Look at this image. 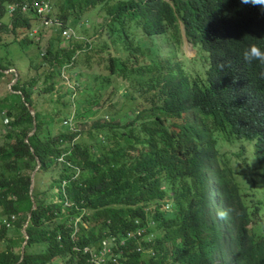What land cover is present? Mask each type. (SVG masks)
<instances>
[{
	"label": "trees",
	"instance_id": "trees-1",
	"mask_svg": "<svg viewBox=\"0 0 264 264\" xmlns=\"http://www.w3.org/2000/svg\"><path fill=\"white\" fill-rule=\"evenodd\" d=\"M36 1L42 0H0V45L9 44L5 36L9 33L14 35L11 42L31 40L28 34L18 40L17 34L26 28L31 33L32 21L39 17ZM85 1L96 4L102 0H51L53 14L72 22L76 7ZM24 4L28 5L25 11ZM110 13L111 24L99 30V47L110 38L117 44L123 41L113 35L119 23L124 28L142 27L149 35L168 34L181 43L183 22L189 41L209 53L207 83L181 61L170 62L147 82L139 80V88H147L146 105L137 100L141 90L121 92L118 109L123 112L129 101L140 108L138 114L125 122H95L89 133L96 136V144L75 140L80 132L69 130L46 135L44 140L45 123L52 125L63 115L69 123L68 112L76 114L89 106L79 105L81 84L75 76L73 83L67 79L63 69L76 73L79 57L84 54V63L95 62L88 48L82 49L88 45L78 43V53L75 44L59 54L51 40L41 53L47 66L45 74L28 84L19 76L14 84L35 113L20 97V107L12 106L8 111L15 115L9 125L16 128L35 119L37 129L29 142L25 140L29 131H24L17 133L9 147L0 146V206L4 215L19 217L18 228L26 219L23 215L32 212V216L22 258L16 248L22 246L23 234L22 241L14 239L0 215V264H47L56 257L66 264H90L85 246L96 247L104 236L122 237L137 226V219L145 223L149 233V225H157L155 235L150 233L154 240L143 245L145 250L154 251V257L144 261L133 242L115 244L119 262L106 264H264V236L259 237L250 226L253 212L247 200L249 192L238 180L241 170L228 163L234 160L231 155L219 152L221 147L239 142L253 144L255 166L251 169L264 175V65L243 59L249 45L264 48V3L116 0ZM45 30L62 38L59 28ZM39 36L33 40L40 53ZM124 47L125 52L120 46L121 52L116 54L107 50L103 67L108 75L131 76L146 59L138 49ZM9 68V63H0V76L6 74L2 69ZM33 91L50 95V113L39 109ZM13 108L22 112L14 114ZM234 155L246 157L241 150ZM38 158L41 165L37 173L64 161L51 184L52 189L59 188L56 196L38 193L36 184L31 192ZM171 190L173 194H169ZM166 193L173 198L171 210L162 207L169 202L164 201ZM85 223L97 225L96 230L85 228ZM35 245L42 249L33 250Z\"/></svg>",
	"mask_w": 264,
	"mask_h": 264
},
{
	"label": "rangeland",
	"instance_id": "rangeland-1",
	"mask_svg": "<svg viewBox=\"0 0 264 264\" xmlns=\"http://www.w3.org/2000/svg\"><path fill=\"white\" fill-rule=\"evenodd\" d=\"M114 1L116 0H102L96 4H89L85 1L78 4L75 14L72 15V22L70 23L74 25L73 27L77 30V34L81 36L82 43H69L66 40L64 41L62 38H58L57 34L51 30H45V28H42L40 24L38 22L35 23V21H32V25L34 24V26H36L39 30L42 42L41 46L39 47L43 48L40 53L39 51L37 52V46L39 44L33 40L35 38L37 39L39 35L36 37L33 34L31 35L29 28L20 29L18 31L17 38L18 40H21L23 36L28 34L31 40L27 39L23 42H11L14 39V35L12 33L5 34L7 43L9 44L7 46L0 45V63L3 65L9 63L10 68L2 69L6 72V74L0 76V146L9 147L10 144L15 142L17 133L22 134L24 131H29L25 138V140L29 142V137L33 135L37 129V121L35 119L33 123H24L16 128L12 124L9 125L15 115H9L8 111H10L9 109L12 106H19L20 97L26 102V105H30V103L25 100L26 95H24L21 90H17L19 88L15 87L14 84L19 76L21 77L22 83L28 84L30 81H33L32 79L39 78L40 75L45 74L44 71L46 70L47 66L44 64L45 60L41 56V53L48 48L51 40L54 44V51L57 53L59 52L60 54L63 52L64 48H68L69 46H73L75 44H77L75 48H79L78 43L83 45L86 42H90L87 39L94 38L92 44L90 42L91 45L89 44L88 47L82 49L85 51L88 48V50L91 52V56L94 57L95 62L84 63V57L86 55L84 54L83 56L79 57L78 69L76 70V73L73 74L75 76V80L81 84L79 105L83 103V105L89 104V106H84L83 111L81 110L82 112H78L76 114L75 112H68V119H70L69 123H65V120L67 119L65 118V115H63V118L56 119V122L52 125L45 123L42 127V137L44 140H46V135H57L61 131L69 130L71 133L76 131L80 132V136L78 135L79 137L75 140L96 144V136L89 133L91 126H93L95 122L103 120H118L125 122L138 114L137 111L140 108L137 107L135 103H131L129 101H127L124 105L123 112L118 109V101L121 98V92L128 91L130 94H134L138 91V89L141 90V93L137 92L139 96L137 97V100L142 102L143 105H146L144 101L146 100L144 93L147 94V88L140 89L139 80L147 82V80H149L153 74L160 71L161 67L163 69L167 68L170 65V62L177 63L181 61L187 70H195L197 76L207 83L208 69L210 65L209 54L202 48L200 49L199 47H196V49H194L192 45L184 39H182L181 43H178L175 42L168 34L158 36L149 35L143 30L142 27L133 29L124 28L121 27L122 25L119 23L116 26V30L113 35L117 40L118 36H121L123 41L120 42V44H117L110 38L107 39L101 47H99L98 45L102 44V38L99 37V30L101 29V26L107 24L108 22L111 24L112 14L110 13V8ZM255 1L264 2V0ZM32 25L30 28H32ZM120 46L123 48L124 52L127 49L124 46H129L128 49H138L140 53H144L146 58L139 63V66L133 72V74H131V76H110L103 67V58L104 56H108L107 50H110L111 54H116L121 52V49H118ZM188 46L190 48H188ZM33 58H35V60H32ZM189 58H191V60ZM98 60L102 63L97 64ZM66 76L72 78V75L68 71H66ZM46 85L47 84H45V86ZM34 88H37L36 85ZM112 91L113 93L111 95ZM40 92V94H37L35 91H33L32 98L38 103L39 109L42 112L50 113L52 107L50 95L45 94L43 91ZM90 104L94 105L90 107ZM11 111L14 114H16L15 112H22L21 109L16 110V108H13ZM33 112L35 113V110ZM33 112L32 114H34ZM48 117L49 115H47V119H49ZM236 150H241L244 153L243 156L246 157H235L234 154ZM219 152H227L228 155H231L234 160L228 161V163L234 164L233 167L236 170H241L240 175H238V180L240 181L242 189L249 192L247 200L251 211L253 212V214L251 213L252 224L250 226L254 230L255 234H257L259 237L264 236V175H260L258 173L259 169H255V173H253V170L251 169V167L255 166V156L252 153L251 143L239 142L238 145L232 144L231 146H224L220 148ZM2 160L3 156L0 152V174L2 173ZM62 162L64 161H58V164L52 168V170L47 168L45 171L43 170L39 173H37L38 171L35 172L33 183L34 186L36 184L38 193L49 195L51 197L56 196L55 194L58 193L59 188L55 187L52 189L51 184L53 182L54 174L62 170V165L60 164ZM38 164L41 165L39 158ZM70 164L71 162L67 161V165L69 166ZM72 167L76 168L75 165H72ZM260 172L263 174L262 169ZM33 173L34 171L32 172V175ZM34 186L31 192L34 190ZM173 193L174 192L172 190L169 191V194ZM169 194L166 193L164 196V201L166 200L169 202L163 203L162 207L164 209L171 210V201L173 198H171ZM0 215L3 216L2 221L9 229V233L14 237V239L19 238V241H22L23 234V237L25 238L22 242L23 246L26 240L24 228L27 222H30V212L27 213V215H23V217H26V219L23 225L19 226V228L16 225L19 218L17 215H4L1 206ZM13 215L15 216V220L10 226H7V222L11 220ZM78 220L79 218H77L76 221ZM155 225L156 223H153L149 226V230H152L150 233L154 234L153 229ZM96 227L97 225L95 224L91 226L88 223H85V228H90V230L95 231ZM145 229L147 234H149L147 227H145ZM154 235L151 237L152 239L154 238ZM22 246L16 248L17 252H21V255ZM32 249L41 250L42 246L35 245L32 247ZM139 253H141V257L144 259V261L151 260L154 257L152 256L154 251L145 250L144 252ZM65 262L64 260L60 259V257H56L52 262L47 264H66Z\"/></svg>",
	"mask_w": 264,
	"mask_h": 264
},
{
	"label": "built area",
	"instance_id": "built-area-1",
	"mask_svg": "<svg viewBox=\"0 0 264 264\" xmlns=\"http://www.w3.org/2000/svg\"><path fill=\"white\" fill-rule=\"evenodd\" d=\"M27 4H24L22 10H27ZM35 10L38 14V21L42 28L56 27L62 31V38L66 40L79 39L75 29L65 20L60 17L54 16L53 14V5L51 0H42L36 1L34 3ZM14 6L11 5V9L14 10ZM31 34L35 37L39 35V30L36 26H33L31 29ZM78 37V38H77ZM79 51H77L78 53ZM66 76V75H65ZM66 78H68L66 76ZM69 204V203H68ZM15 220L13 215L11 220L7 222V226H10ZM140 219L136 220L137 226L131 230H128L124 235L121 236H104L101 238L100 242L96 247L85 246L84 252L88 256V262L90 264H106V262L118 263V257L114 253V245H129L130 242H133L136 245L137 252L144 251V244L152 240L153 234H147L145 229V223ZM153 224V223H152ZM151 225V224H150ZM149 225V226H150ZM120 238V240H118ZM76 249H79L75 247Z\"/></svg>",
	"mask_w": 264,
	"mask_h": 264
},
{
	"label": "clouds",
	"instance_id": "clouds-1",
	"mask_svg": "<svg viewBox=\"0 0 264 264\" xmlns=\"http://www.w3.org/2000/svg\"><path fill=\"white\" fill-rule=\"evenodd\" d=\"M251 1V3H264V2H261V1H255V0H250ZM243 2H247V0H243ZM39 23L40 24V22L36 19L35 20V23ZM67 22V21H66ZM68 23L73 27L74 25L73 24H71L69 21H68ZM34 26V24L32 25V27ZM74 28V27H73ZM32 29V28H31ZM46 29V28H45ZM75 29V28H74ZM181 30H182V39H184L185 41H187L188 43H190L191 45H192V47L194 48V49H196V47L193 45V43H191L190 41H189V39H188V37H187V33H186V28H185V25H184V23L183 22H181ZM75 31H76V33H77V30L75 29ZM32 35V34H31ZM78 35V34H77ZM79 36V35H78ZM80 38L79 39H73V40H66V39H63L64 41L66 40V41H68L69 43H74V42H81L82 43V40H81V36H79ZM88 41H90L91 42V44H92V41L94 40V38H90V39H87ZM90 42H86L85 44H83V45H85V46H87V45H89L90 44ZM90 44V45H91ZM188 48H190L189 46H188ZM76 50V52L77 51H80V48H76L75 49ZM208 53V52H207ZM209 54V53H208ZM243 59L245 60V62H247V63H251V62H253V61H255V62H257V63H259V64H261V65H264V48H262V47H260V46H257L256 44H251V45H249L247 48H245V50H244V52H243ZM64 70V73H65V75H66V71H67V69L66 68H64L63 69ZM71 74V73H70ZM72 75V77H74V75L73 74H71ZM67 79H71V81H72V83H73V80H72V78H67ZM251 149H252V153H253V144H251ZM144 251H145V248H144ZM143 251V252H144Z\"/></svg>",
	"mask_w": 264,
	"mask_h": 264
},
{
	"label": "water",
	"instance_id": "water-1",
	"mask_svg": "<svg viewBox=\"0 0 264 264\" xmlns=\"http://www.w3.org/2000/svg\"><path fill=\"white\" fill-rule=\"evenodd\" d=\"M28 107H29L30 111L33 110V108H32L31 105L28 104ZM33 111H34V110H33ZM33 111H32V112H33ZM33 113H34V112H33ZM39 167H40V164L37 165V168H36V170L34 171V173H33V175H32V186H31V190L33 189V186H34V183H33V182H34V174H35V172L39 169ZM35 208H36V203L34 202V204H33V209H35ZM31 216H32V212H30L29 220H30ZM28 223H29V222H27V224H26V226H25V228H24V234L26 235V240H25V242H24V244H23V246H22V258H23L24 253H25V245H26V243H27V239L29 238V235H28V233H27Z\"/></svg>",
	"mask_w": 264,
	"mask_h": 264
}]
</instances>
